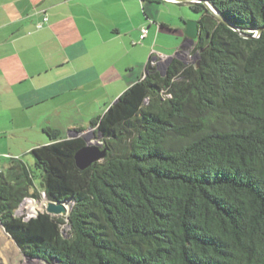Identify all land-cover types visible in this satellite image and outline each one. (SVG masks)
I'll return each instance as SVG.
<instances>
[{
	"label": "trees",
	"instance_id": "trees-1",
	"mask_svg": "<svg viewBox=\"0 0 264 264\" xmlns=\"http://www.w3.org/2000/svg\"><path fill=\"white\" fill-rule=\"evenodd\" d=\"M200 1L240 32L189 3L204 12L198 62L173 58L165 73L147 63L145 76L90 124L108 150L103 161L78 169L85 141L47 129L50 143L31 151L36 172L21 162L0 171V225L25 256L264 264V30L254 37L264 29V0ZM35 178L50 201L71 204L67 233L64 218L13 216Z\"/></svg>",
	"mask_w": 264,
	"mask_h": 264
},
{
	"label": "crops",
	"instance_id": "crops-1",
	"mask_svg": "<svg viewBox=\"0 0 264 264\" xmlns=\"http://www.w3.org/2000/svg\"><path fill=\"white\" fill-rule=\"evenodd\" d=\"M122 1L128 10L126 23L106 17L102 7L110 0H0V155L12 151L15 137L30 128L41 130L52 123L65 139L78 129H89L78 119L82 110L78 111L73 97L78 89H86L88 95L99 91L100 95L92 96L95 103L107 102L145 76L155 34L147 24L150 15L145 3L166 2ZM46 15L48 22L37 28ZM145 27L149 33L141 41ZM158 31L182 39L180 48L188 46L180 26L162 23ZM41 139L25 151L21 146L17 153L8 154L9 163L0 162V171L18 162L28 166L23 160L26 155L50 143Z\"/></svg>",
	"mask_w": 264,
	"mask_h": 264
},
{
	"label": "rangeland",
	"instance_id": "rangeland-1",
	"mask_svg": "<svg viewBox=\"0 0 264 264\" xmlns=\"http://www.w3.org/2000/svg\"><path fill=\"white\" fill-rule=\"evenodd\" d=\"M160 2L157 5H150V3H145L147 14L150 15V20L148 21V25L151 26V30L155 31L153 34L152 40L149 45V49L155 54H163L166 55V58L163 59L158 69L161 73H165L168 66L170 65L172 59L171 56L175 54L173 58H177L182 61L185 65H194L198 62V53L195 51V43L189 40L188 46L180 48V44L182 43V39L177 38L175 35L167 36L166 34H162L158 31V26L162 23L172 25L173 27H181L183 31L185 30V25L188 21H198L203 15V11H195L192 10L189 5H186V2L183 4L174 3L170 1ZM174 4V5H173ZM188 4V3H187ZM122 0H110L108 5L102 7L106 17L111 21L116 22H128V10L123 7ZM125 8V9H124ZM133 16L137 19V14H133ZM142 17L144 20V14L142 12ZM32 18V16H31ZM48 16L42 17V23H38L37 28L43 26L48 21ZM47 21V22H46ZM136 21V20H135ZM149 33V27H145ZM156 36V37H155ZM141 43L140 41L138 44ZM169 44L170 47H167ZM86 89H78V92L73 94V97L77 100L78 111L82 110V112L78 115L79 122L83 124V127H89L90 124L97 119L98 116H102L106 110L110 108L118 99H114L112 101L107 102H99L95 103L93 97L95 98L97 95H100L99 91H90V94L84 93ZM87 92V90H86ZM93 96V97H92ZM147 104V100L145 102ZM93 113V114H92ZM92 114V115H91ZM44 125V124H43ZM47 129H52L59 131L54 124L49 123L45 124L44 127H41V130H37L35 128H30L27 131L19 133L15 137V141L12 147V151H8L6 155H0L1 163H9V159L11 155L17 153V149L21 148L22 150H26V147H30L33 145V142L38 144V140L41 135L45 139L47 143L49 141V137L46 134ZM95 128H89L87 130L81 132H75L71 135L70 138H79L81 137L86 144L95 145L94 140H98L100 135L96 132ZM73 130V129H71ZM79 130V129H78ZM39 135V136H38ZM63 133H61V136ZM67 136V133H65ZM37 146V145H36ZM11 152V153H9ZM25 164L28 165L33 172L35 171V159L32 154L26 155L23 159ZM28 162V163H27ZM34 193L38 196L34 197ZM50 202L48 199L46 192L42 189L40 185L39 178H35L34 180V188L31 191L29 197L25 198L19 207L13 212L14 217H24L25 220H29L31 218H35L39 215V213H46L47 203ZM53 202V201H51ZM69 205V202L64 205ZM71 204L69 205L70 208ZM56 218H64L66 224L62 226V230L64 233H67L68 221L67 215L55 216ZM0 264H46L45 262L37 259H32L31 257H27L23 254V252L18 248L14 240L11 236L4 230V228L0 225Z\"/></svg>",
	"mask_w": 264,
	"mask_h": 264
},
{
	"label": "water",
	"instance_id": "water-1",
	"mask_svg": "<svg viewBox=\"0 0 264 264\" xmlns=\"http://www.w3.org/2000/svg\"><path fill=\"white\" fill-rule=\"evenodd\" d=\"M164 1H170L174 3H202L205 8L208 10V12L219 22L225 25L226 27L236 31L240 32V29L235 27L233 24H231L229 21H227L221 13L215 9L213 6H211L206 1H200V0H164ZM264 29L256 30L255 36L261 35ZM250 32V31H248ZM184 34L188 40H191L195 43V41L198 39L200 30H199V24L198 21H188L185 25ZM241 34V33H240ZM243 37H249L246 34H241ZM174 56H171V59H173ZM101 138V136L99 137ZM108 150L106 148H102L98 144L95 143V145L86 144L84 147L80 148L76 154H75V164L78 169L85 170L91 165H93L96 162H101L107 157ZM67 203V201L64 202H48L46 207V213L49 215H55V216H61V215H68L70 209L64 205Z\"/></svg>",
	"mask_w": 264,
	"mask_h": 264
},
{
	"label": "built area",
	"instance_id": "built-area-1",
	"mask_svg": "<svg viewBox=\"0 0 264 264\" xmlns=\"http://www.w3.org/2000/svg\"><path fill=\"white\" fill-rule=\"evenodd\" d=\"M148 35V30L146 28H143L141 31V41H143ZM166 58V55H161V54H155V52L151 53L150 59H149V63L151 64V66L158 68L160 62ZM93 142H95L96 144H98L99 146H103V139L99 138L98 140H94Z\"/></svg>",
	"mask_w": 264,
	"mask_h": 264
},
{
	"label": "bare ground",
	"instance_id": "bare-ground-1",
	"mask_svg": "<svg viewBox=\"0 0 264 264\" xmlns=\"http://www.w3.org/2000/svg\"><path fill=\"white\" fill-rule=\"evenodd\" d=\"M66 206L69 208V205L68 204Z\"/></svg>",
	"mask_w": 264,
	"mask_h": 264
},
{
	"label": "clouds",
	"instance_id": "clouds-1",
	"mask_svg": "<svg viewBox=\"0 0 264 264\" xmlns=\"http://www.w3.org/2000/svg\"><path fill=\"white\" fill-rule=\"evenodd\" d=\"M164 1V0H163ZM149 61V60H148ZM100 135V134H99ZM101 136V135H100ZM102 138V137H101ZM102 148H103V146H102Z\"/></svg>",
	"mask_w": 264,
	"mask_h": 264
}]
</instances>
